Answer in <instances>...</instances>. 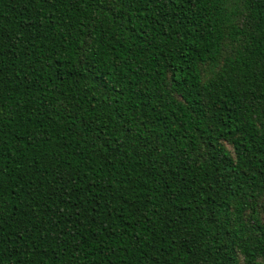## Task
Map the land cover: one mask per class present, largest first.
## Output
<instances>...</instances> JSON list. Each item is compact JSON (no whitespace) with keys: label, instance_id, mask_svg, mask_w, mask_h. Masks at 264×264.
<instances>
[{"label":"trees","instance_id":"obj_1","mask_svg":"<svg viewBox=\"0 0 264 264\" xmlns=\"http://www.w3.org/2000/svg\"><path fill=\"white\" fill-rule=\"evenodd\" d=\"M0 264H264V0H0Z\"/></svg>","mask_w":264,"mask_h":264}]
</instances>
